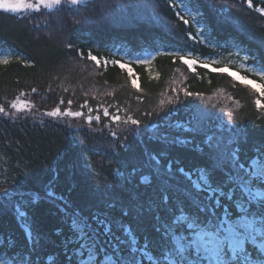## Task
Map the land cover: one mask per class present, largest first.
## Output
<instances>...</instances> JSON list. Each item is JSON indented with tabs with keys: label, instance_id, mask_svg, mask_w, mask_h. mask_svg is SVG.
I'll list each match as a JSON object with an SVG mask.
<instances>
[{
	"label": "trees",
	"instance_id": "1",
	"mask_svg": "<svg viewBox=\"0 0 264 264\" xmlns=\"http://www.w3.org/2000/svg\"><path fill=\"white\" fill-rule=\"evenodd\" d=\"M115 2L117 0H113ZM119 2L123 3L124 0ZM253 2L259 3L260 0ZM156 3L157 0H152L149 7L141 9L139 15L142 19L139 23L123 28L103 20L75 23L71 14L46 28L43 15L0 13V57L10 59L8 65H0V96L11 98L22 89L29 93L25 98L32 100L41 110L18 113L16 117L0 116V179L9 181L0 187H13L12 177L15 176L19 182L16 190L26 195L43 197L47 189L54 188L57 194H63L68 199L71 208H80L86 214L98 210L108 213L131 227L143 240L146 230L149 236L152 233L146 222L137 218L136 205L148 200L157 183L151 170L143 166L145 151L157 155L164 149L165 155H157V159L164 168L170 160L175 161L172 164L173 172L181 166L187 171L201 163L191 145L169 147L149 141L146 136L141 142L133 134H127L125 147H117L113 152L108 147L112 138L107 135V129L103 133H93L86 125L80 127L84 124L82 120L64 117L62 121H53L42 115V110H50L60 96L65 99L64 107L68 106L67 99H73L71 107L74 111L87 112V109L79 108L87 98L89 106L93 108L98 102H103L106 106L119 104L133 113H139L154 107L161 93L171 95L172 82L176 81V87L204 94L203 102L192 101L189 97L184 101L185 105L192 101L201 107L206 105L209 111L217 113L222 107H231L236 111L238 120L248 118L242 126L250 141L264 139V117L255 109L251 93L226 73L212 70L227 65L231 71L255 78L252 73L240 68V56L247 51L250 57L255 55L264 62V50L258 45L259 40L264 39V17L247 10L246 5L241 7L240 0H229V3L236 4V8L224 21L222 18L227 13L210 10V6L220 8L219 0H201L199 7L203 20L192 30L195 33V28H201L207 39L199 44L183 39L179 31L165 32L153 21V11L169 19L164 0H158L159 7H156ZM192 11L197 14L195 3ZM37 22L40 23L39 30L34 27ZM172 22L176 23L175 20ZM176 27L187 30V26L182 24H176ZM66 44L73 45V49H67ZM210 45H214V49ZM78 47L85 50V58L86 49L91 48L93 54L100 57L113 58L115 54V58L125 59L127 53L154 54L158 50L179 48L190 52L189 58H198V62L193 70L179 60L173 62L171 57L160 55L149 67L131 65L133 78H137L142 87L139 94L146 97L144 103L137 104L135 97L138 93L130 87V83L126 84V70L112 66L97 69L90 62L85 72L81 73L79 68L72 69V62L83 63L77 60L75 49ZM238 51L240 56L236 55ZM17 56L30 61L31 66L17 62ZM205 63L210 66L204 68L202 65ZM245 63L255 66L252 60ZM57 75L60 79H53ZM65 76L69 78L65 79ZM105 80L107 85L103 83ZM31 87H36L37 93H31ZM49 87L53 91H47ZM63 87L69 88L68 93H63ZM90 89L100 93L95 100L91 92L88 97L83 95V91ZM104 92H112L113 96L103 95ZM229 96L233 99L229 100ZM181 98L184 99L182 92ZM261 99L264 102V98ZM175 107L180 109L175 119H186L184 106L178 104ZM159 119L156 117L153 122L158 123ZM69 124L71 127H68ZM93 126L98 127L95 123ZM81 139L86 141V146L80 144ZM84 154H87L86 157ZM21 161L28 163V170H23ZM17 172L20 174L17 175ZM143 176H149L151 183H145ZM18 201L23 203L19 196L14 197L10 204L5 198L6 206L0 209V247H7L10 241H15L17 248L27 254L33 241L38 239L39 256L34 258L38 259L39 264H58L55 257L59 255L60 260L64 259L61 242L69 234L65 218L58 211V204L40 199L25 209L28 230L32 232V238L26 239V229L16 219L14 206ZM109 204L115 207L109 209ZM122 208L124 211L131 209L130 215L122 216ZM58 230H62L64 235H58ZM0 257H3L2 252Z\"/></svg>",
	"mask_w": 264,
	"mask_h": 264
},
{
	"label": "snow or ice",
	"instance_id": "2",
	"mask_svg": "<svg viewBox=\"0 0 264 264\" xmlns=\"http://www.w3.org/2000/svg\"><path fill=\"white\" fill-rule=\"evenodd\" d=\"M151 2L152 0H124L123 3L119 0L115 3L113 0H0V13L28 12L43 15L46 28L54 22L59 23L67 14L75 18V23H96L103 20L123 28L139 23L142 19L139 15L141 9L149 7ZM193 3L196 4L197 14H193ZM200 3L201 0H164L169 19L156 11H153L151 19L165 32L179 31L183 39L203 44L207 39L203 30L195 28V33L192 30L194 25L203 20ZM219 3V9L210 6V10L227 13L222 18L227 21L236 4L229 3V0H219ZM244 5L247 10L264 17V0L255 4L253 0H240V6ZM156 7H159L158 0ZM173 20L176 21L175 24ZM176 24L187 26V30L178 29ZM34 27L39 30L40 23L37 22ZM258 45L264 50V39L259 40ZM65 46L69 50L73 49L71 44ZM210 46L213 49L215 47ZM75 51L77 60L83 63L72 62L71 68H79L81 73L87 71L89 62L97 69L112 66L121 71L126 70V84L130 83V87L138 93L135 97L137 104L144 103L146 97L139 94L142 93V87L138 79L133 78L131 65L149 67L160 55L171 57L173 62L179 60L189 69H193L198 62V58H189L190 52L179 48L158 50L154 54L127 53L126 59L115 58V54L113 58L100 57L93 54L91 48L86 49V58L85 50L78 47ZM236 55L240 56V52ZM240 59V68L246 69L255 78L231 71L227 65L212 70L226 73L247 89L252 95L255 109L264 117V102L261 99L264 98V62L255 55L250 57L247 51ZM15 60L31 66L30 61L19 56ZM250 60L255 66L245 63ZM9 63L8 57H0V65ZM202 66L208 68L210 65L205 63ZM176 71L179 72L180 69L177 68ZM68 78L65 76V79ZM53 79L60 77L57 75ZM103 83L107 85L108 82L105 80ZM172 84L171 95L161 93V98L154 107L139 113H133L119 104L106 106L103 102H98L93 108L89 106L87 98L79 105L80 109H87V112L74 111L71 107L73 99H67L68 106L64 107L63 96L59 97L50 110H42V115L53 121H62L64 117L82 120L84 124L80 127L86 125L93 133H103L107 129V135L112 138L108 147L113 152L117 147H125L127 134H133L141 142L146 136L149 141L169 147L191 145L201 159V163L193 169L186 171L181 166L173 172L172 164L175 161L170 160L164 168L157 159V155H165L164 149L157 155L145 151L143 166L151 170L157 183L148 200L136 205L137 218L143 219L152 233L149 236L146 230L143 240L131 227L110 217L108 213L98 210L86 214L80 208H71L68 199L63 194H57L54 188L47 189L43 197L17 191L19 182L13 176V187H0V209L6 206L5 198L9 204L14 197L21 198L23 203L18 201L14 209L16 219L26 229V239L32 238V232L27 230L29 225L25 209L40 199L58 204V211L65 218L69 230V234L61 242L64 259L60 260L59 255L55 257L58 264H264V139L250 141L242 126L248 118L238 120L233 108L225 106L219 113L211 112L206 105L201 107L192 102H203V93L176 87V81ZM80 87L83 89L82 84ZM37 91L36 87L30 89L31 93ZM47 91L53 89L49 87ZM62 91L68 93L69 88L63 87ZM90 92L93 100L100 94L90 89L83 91L84 97H88ZM181 92L184 99L181 98ZM28 95V92L20 89L11 98L7 95L0 96V116L16 117L18 113L41 111L32 100L25 98ZM103 95L113 96V93L104 92ZM189 97L192 101L185 105L184 101ZM228 99L233 98L229 96ZM178 104L184 106L186 119H175L180 111L175 107ZM156 117L160 118L158 123L153 122ZM94 123L98 127H94ZM80 144L86 146V141L81 139ZM84 155L86 157L87 154ZM79 158L78 156L77 159ZM21 165L23 170H28V163L21 161ZM142 180L151 183L149 176H143ZM8 183L7 179H0V185ZM114 207V204L108 205L109 209ZM130 212L131 209H121L122 216H128ZM57 234L64 235L62 230H58ZM38 246L39 240L36 239L25 254L24 250L17 248L15 241H10L7 247H0V252L3 253L0 264H39L38 259L34 258L39 256Z\"/></svg>",
	"mask_w": 264,
	"mask_h": 264
}]
</instances>
